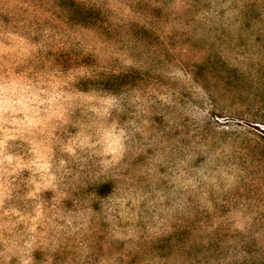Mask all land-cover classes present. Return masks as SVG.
I'll return each instance as SVG.
<instances>
[{
    "label": "rangeland",
    "instance_id": "obj_1",
    "mask_svg": "<svg viewBox=\"0 0 264 264\" xmlns=\"http://www.w3.org/2000/svg\"><path fill=\"white\" fill-rule=\"evenodd\" d=\"M0 264H264V0H0Z\"/></svg>",
    "mask_w": 264,
    "mask_h": 264
}]
</instances>
